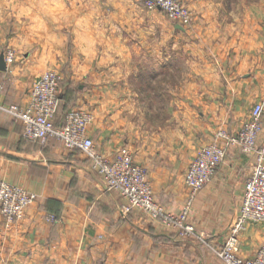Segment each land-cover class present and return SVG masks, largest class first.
<instances>
[{
  "label": "crops",
  "instance_id": "crops-1",
  "mask_svg": "<svg viewBox=\"0 0 264 264\" xmlns=\"http://www.w3.org/2000/svg\"><path fill=\"white\" fill-rule=\"evenodd\" d=\"M181 2L192 16L182 30L159 9L142 15V0H0L11 21L26 23L24 40L11 46L14 61L0 71V103L25 105L41 73L56 70L55 124L71 109L90 113L96 151L110 158L126 147L175 217L186 207L183 176L196 152L217 129L236 132L257 103L264 146V0ZM254 161L228 148L188 206L194 234L185 236L141 209L125 212L126 198L106 188L83 153L54 138L23 139L0 111V179L36 196L21 219L0 216V264H221L214 249L239 212ZM261 247L264 226L248 224L239 257Z\"/></svg>",
  "mask_w": 264,
  "mask_h": 264
},
{
  "label": "built area",
  "instance_id": "built-area-1",
  "mask_svg": "<svg viewBox=\"0 0 264 264\" xmlns=\"http://www.w3.org/2000/svg\"><path fill=\"white\" fill-rule=\"evenodd\" d=\"M142 3L146 9L163 11L181 27L191 25V12L181 0H142ZM1 53L6 66L12 64L14 53L10 49ZM59 81L56 71H44L33 84L25 105L0 103V111L21 125L23 139L43 143L48 138H54L67 149L83 153L97 174L104 179L106 188L117 191L126 198L127 204L123 208L125 212L141 209L153 218L172 225L182 235L194 234V227L186 221L188 206L223 162L228 148L236 147L243 153H254V165L243 184L239 212L225 241L214 249V253L221 264H264V247L253 258L243 259L238 255L240 234L246 226L264 222V146H257L258 134L262 128L260 104L253 105L248 120L237 132L219 128L213 134L211 142L197 151L183 176L184 186L189 192L186 207L179 217H175L166 213L153 198L145 169L132 161V155L126 147H121L110 158L96 151L87 134L90 113L71 109L65 113L60 124H55L59 108ZM35 199V194L0 179V216L6 223L21 219L26 208ZM49 219L53 220V217L50 216Z\"/></svg>",
  "mask_w": 264,
  "mask_h": 264
},
{
  "label": "rangeland",
  "instance_id": "rangeland-1",
  "mask_svg": "<svg viewBox=\"0 0 264 264\" xmlns=\"http://www.w3.org/2000/svg\"><path fill=\"white\" fill-rule=\"evenodd\" d=\"M254 1H258V0H254ZM8 9H9V7H5L3 5H0V50H3L4 49L6 51L7 49H10L14 53L13 47L16 46V45L18 46L20 44V41L21 40H24V37L22 38L21 37V34H22V31L26 29L25 28L26 23H20V22H13V21H11L10 20V15L8 16V14H6V12H5ZM140 13L142 15H144V14L146 15V14L158 13V11H156V9H153V10L146 9L143 6V3H142V6L140 8ZM161 14H163L165 16V18H167V21L176 24L174 21H172L171 19H169L163 11H161ZM140 24H141V27L140 28L142 30L143 29L148 30L149 29V24L152 25L151 23H148V22H145V21H142ZM189 27H187V28H189ZM187 28L182 27V29H187ZM151 29H153L152 26H151ZM18 34L20 35V37L17 36ZM16 41L18 42V44H15ZM11 44H15V45H11ZM175 44H177L179 46V40ZM11 46H13V47H11ZM131 59H132V57H131ZM178 59H179V56H178ZM125 61H127V59ZM143 62L146 63L145 65H147V59H143ZM50 70H53V69H50ZM54 71H56V70H54ZM140 72H141V74H144L145 75V74H148L149 71L148 70H141ZM58 75H59V73H58ZM59 77H60V75H59ZM159 88L160 87L158 86V89ZM163 104H164V101L163 100L162 101L161 100L160 101L158 100L157 101V104H156L157 105V115H158V117H161L162 121L165 119V112L163 110ZM79 109L84 110L82 108H79ZM260 118H261V115H260ZM247 120H248V118H246V121ZM260 133H261V131H260ZM260 133L258 134V137H259ZM141 167H143V166H141ZM251 224H259V225L264 226V222H262V223H251ZM241 234H240V236H241Z\"/></svg>",
  "mask_w": 264,
  "mask_h": 264
},
{
  "label": "water",
  "instance_id": "water-1",
  "mask_svg": "<svg viewBox=\"0 0 264 264\" xmlns=\"http://www.w3.org/2000/svg\"><path fill=\"white\" fill-rule=\"evenodd\" d=\"M176 28L182 30V27H180L179 25H176ZM5 69H6V64L4 62L3 55L1 53L0 54V71H5Z\"/></svg>",
  "mask_w": 264,
  "mask_h": 264
},
{
  "label": "trees",
  "instance_id": "trees-1",
  "mask_svg": "<svg viewBox=\"0 0 264 264\" xmlns=\"http://www.w3.org/2000/svg\"><path fill=\"white\" fill-rule=\"evenodd\" d=\"M58 113V112H57Z\"/></svg>",
  "mask_w": 264,
  "mask_h": 264
}]
</instances>
